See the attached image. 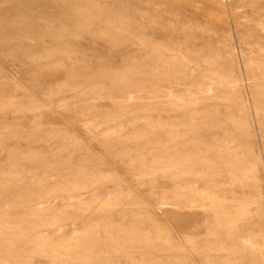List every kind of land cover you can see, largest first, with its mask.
<instances>
[{
  "label": "rangeland",
  "instance_id": "obj_1",
  "mask_svg": "<svg viewBox=\"0 0 264 264\" xmlns=\"http://www.w3.org/2000/svg\"><path fill=\"white\" fill-rule=\"evenodd\" d=\"M0 264H264V0H0Z\"/></svg>",
  "mask_w": 264,
  "mask_h": 264
}]
</instances>
